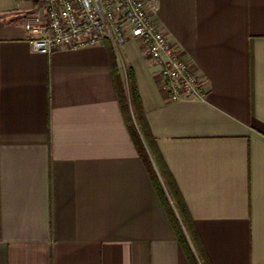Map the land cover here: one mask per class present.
Returning <instances> with one entry per match:
<instances>
[{
	"label": "crops",
	"instance_id": "obj_1",
	"mask_svg": "<svg viewBox=\"0 0 264 264\" xmlns=\"http://www.w3.org/2000/svg\"><path fill=\"white\" fill-rule=\"evenodd\" d=\"M151 1L204 77V99L169 100L132 37L36 52L24 19L38 0H0V264H203L177 237L119 84L138 100L153 166L184 201L204 264H264V0Z\"/></svg>",
	"mask_w": 264,
	"mask_h": 264
},
{
	"label": "built area",
	"instance_id": "obj_2",
	"mask_svg": "<svg viewBox=\"0 0 264 264\" xmlns=\"http://www.w3.org/2000/svg\"><path fill=\"white\" fill-rule=\"evenodd\" d=\"M157 9L151 0H38L37 11L25 16L24 28L33 49L43 54L107 38L120 47L135 38L159 66L169 100L204 99V77L157 23Z\"/></svg>",
	"mask_w": 264,
	"mask_h": 264
},
{
	"label": "trees",
	"instance_id": "obj_3",
	"mask_svg": "<svg viewBox=\"0 0 264 264\" xmlns=\"http://www.w3.org/2000/svg\"><path fill=\"white\" fill-rule=\"evenodd\" d=\"M119 101L121 103V107L123 110V113L125 115V118L128 122L129 128L131 130V133L133 135L135 145L137 146V149L139 151V154L143 161L145 162L147 168L149 169L151 180L153 181V184L159 194V197L161 198L167 213L169 214L171 223L173 225V228L177 234V237L187 255L189 260L194 263L196 261V254L199 257V260L204 264V251L203 246L200 242V238L195 230V227L190 220L189 216H187L186 212V206L184 204V201L181 199L180 194L178 190L176 189L175 184L170 180L166 179L165 177V184L167 186L168 192L165 190L164 184L161 181L159 175L157 174L152 160L149 156L147 147L144 142V138L147 141V144L149 145L151 152L153 156L155 157V160L158 161V153L156 150H154L153 144L149 141L148 143V132L145 126V123L143 121L142 114L140 115L136 113V111L139 109V103L138 100L135 98L134 93L129 91L127 93L121 84H119ZM132 107L135 109V115L137 118V122L139 124L141 134L134 122L133 114H132ZM144 138H143V137ZM157 157V158H156ZM170 197H169V195ZM171 200L174 201L175 206L177 208V211L181 217L178 216L173 204L171 203Z\"/></svg>",
	"mask_w": 264,
	"mask_h": 264
}]
</instances>
